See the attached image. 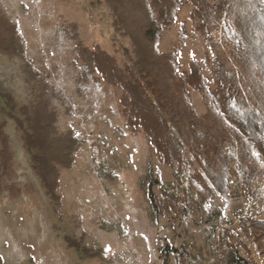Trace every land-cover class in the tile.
Here are the masks:
<instances>
[{
	"label": "rangeland",
	"instance_id": "obj_1",
	"mask_svg": "<svg viewBox=\"0 0 264 264\" xmlns=\"http://www.w3.org/2000/svg\"><path fill=\"white\" fill-rule=\"evenodd\" d=\"M25 47L23 61L47 82L65 130L78 139L76 158L60 175L50 198L29 167L28 155L2 111L10 145L0 152V264H222L223 230H240L246 201L236 180L223 194L203 203L187 201L193 170L170 168L152 154L146 137L131 133L121 116L115 89L78 59L81 47L120 55L110 14L96 0H0ZM162 37L161 49L178 46L179 61L206 65L197 32L179 36L180 22ZM18 57L0 56V87L21 102L28 99ZM24 70V67H23ZM200 110L202 101L193 94ZM161 208L152 214L140 186L149 171ZM237 186V187H236ZM263 201L264 179L257 183ZM231 223V224H229ZM243 236H241L242 238ZM245 240L241 253L264 264L256 245ZM177 252L167 254L166 249Z\"/></svg>",
	"mask_w": 264,
	"mask_h": 264
},
{
	"label": "trees",
	"instance_id": "obj_2",
	"mask_svg": "<svg viewBox=\"0 0 264 264\" xmlns=\"http://www.w3.org/2000/svg\"><path fill=\"white\" fill-rule=\"evenodd\" d=\"M96 1L108 9L115 34L125 43L119 56L81 47L78 59L115 89L126 128L143 134L152 154L170 168L193 170L188 202L201 204L221 195L236 180L247 209L238 219L239 231L220 233L222 264H258L241 250L245 240H264L257 207L263 201L257 183L264 179V0ZM184 10L178 34H186V21L190 31L199 33L205 66L197 60L184 66L178 46L161 49L163 34ZM24 51L18 28L0 6V56L22 60L29 95L21 102L0 87L2 111L14 124L30 169L52 198L60 175L73 165L78 139L61 124L47 82L26 69ZM193 94L202 101L200 110ZM5 126L1 121L0 152L8 156ZM140 186L152 214L159 213L154 193L159 181L151 170ZM256 249L264 259V245L258 243Z\"/></svg>",
	"mask_w": 264,
	"mask_h": 264
}]
</instances>
